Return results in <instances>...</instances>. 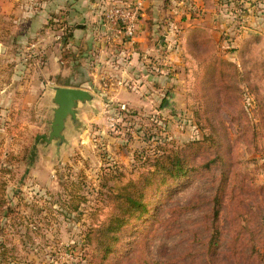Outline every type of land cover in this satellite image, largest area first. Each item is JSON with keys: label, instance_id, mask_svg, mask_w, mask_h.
Segmentation results:
<instances>
[{"label": "rangeland", "instance_id": "1", "mask_svg": "<svg viewBox=\"0 0 264 264\" xmlns=\"http://www.w3.org/2000/svg\"><path fill=\"white\" fill-rule=\"evenodd\" d=\"M161 6L148 45L112 38L121 55L99 60L61 142L28 49L13 70L0 46V264H264V0ZM10 30L0 9V43ZM176 154L186 173H156Z\"/></svg>", "mask_w": 264, "mask_h": 264}, {"label": "crops", "instance_id": "2", "mask_svg": "<svg viewBox=\"0 0 264 264\" xmlns=\"http://www.w3.org/2000/svg\"><path fill=\"white\" fill-rule=\"evenodd\" d=\"M101 1L110 2V0H0L1 13L5 16L7 24H10L11 29L6 36L10 45L8 42H5V45L3 42L0 43L1 51L5 52L1 56L7 55V60L12 61L11 67L15 70L19 65L16 56L17 51L20 50L16 51L15 47L23 46V48L28 49L29 59L28 63H25L24 69L26 71L38 70L44 77L42 80L45 83L39 81L41 80L40 76L37 81L42 84H39V86H42V98L48 95L52 99L54 86L78 87L90 91V85L94 84L96 86L98 83L97 77L94 76H98L96 72L102 68L99 60L103 61V58L107 60L121 55L119 53L121 52V46L119 48L118 46L114 47L113 36L108 30H104V19L100 17V11L95 8L97 5L99 6L97 2ZM129 1H142L143 3L144 7L142 6V9L145 8V11L141 13L142 17L139 19L141 34L139 35L142 37L138 39L143 46V41L146 39L148 45L149 37L154 34V30L150 29V21L157 19V11L163 10L161 4L164 0ZM150 12L154 15V18ZM52 17L59 18L62 22L67 20L71 25V35L67 41L61 40L63 38L61 31L47 27V23ZM138 39L135 37L134 41L128 42V44L138 45ZM113 40L121 41L118 39ZM66 49H69L67 53L73 54L69 55L71 58L76 53L75 59L74 57L67 59V53H64ZM34 54H36V57L33 56ZM92 55H95L98 60L92 65H88L86 57ZM32 60L34 61L31 62ZM119 67V65L110 63V61L107 62L106 66L108 70L114 68V71L117 70L115 68ZM84 71L92 72V82L90 78L87 85L70 83L78 80ZM45 75H48V77ZM58 79L62 80L63 83H56L55 80ZM49 87L53 91H50ZM31 95H34V91L30 92Z\"/></svg>", "mask_w": 264, "mask_h": 264}, {"label": "water", "instance_id": "3", "mask_svg": "<svg viewBox=\"0 0 264 264\" xmlns=\"http://www.w3.org/2000/svg\"><path fill=\"white\" fill-rule=\"evenodd\" d=\"M94 95L87 89L78 87L55 86L53 102L57 105L54 108V117L51 124L49 137H45L48 142L54 139L64 140L63 131L66 127V120L70 116L72 120H77V112L80 103L93 100Z\"/></svg>", "mask_w": 264, "mask_h": 264}, {"label": "built area", "instance_id": "4", "mask_svg": "<svg viewBox=\"0 0 264 264\" xmlns=\"http://www.w3.org/2000/svg\"><path fill=\"white\" fill-rule=\"evenodd\" d=\"M142 1H118L104 8V26L116 39L132 42L139 29Z\"/></svg>", "mask_w": 264, "mask_h": 264}, {"label": "trees", "instance_id": "5", "mask_svg": "<svg viewBox=\"0 0 264 264\" xmlns=\"http://www.w3.org/2000/svg\"><path fill=\"white\" fill-rule=\"evenodd\" d=\"M66 35L69 37V35L71 34L67 33L64 36ZM155 171L156 173H160V174H162L163 172H167V173H171V175L179 176V175H182L183 173H186V167L183 164V160L181 156L176 154V155L171 156L168 159V161L158 160L155 164ZM124 197L126 201L130 203L132 209H138L139 207H142V209L145 208V205H143V202L141 199L136 198L133 195H128V196L124 195ZM73 198L75 199V197ZM1 207H2V203H0V210H1ZM218 233H219V230L217 229L216 233L213 235L211 239V242H210L211 247H216L218 245L217 243Z\"/></svg>", "mask_w": 264, "mask_h": 264}]
</instances>
